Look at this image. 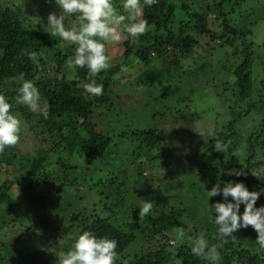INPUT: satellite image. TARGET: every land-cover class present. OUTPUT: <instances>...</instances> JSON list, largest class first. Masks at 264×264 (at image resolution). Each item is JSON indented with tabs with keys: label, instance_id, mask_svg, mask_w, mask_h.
Masks as SVG:
<instances>
[{
	"label": "trees",
	"instance_id": "1",
	"mask_svg": "<svg viewBox=\"0 0 264 264\" xmlns=\"http://www.w3.org/2000/svg\"><path fill=\"white\" fill-rule=\"evenodd\" d=\"M113 3L120 13L118 9L120 0H113ZM246 5V0H155L150 5H144L142 18L148 21L149 30L138 39L139 45L137 41L132 42L130 39L123 43L126 50L125 57L133 55L148 67L138 76L137 82L141 86H148L156 81L155 72L151 68L152 57L159 58L173 53L176 59L185 60L190 58L195 50H201V39L205 38L207 44L204 47L209 49V53L220 57L216 65L222 74V80H226L225 83L228 84L227 92L231 94L233 100V105L229 108L231 113L229 129L234 128L237 122L251 114L250 110L254 108V102L248 105L247 111L239 103L245 99L252 101L251 97L256 95L255 92L252 93L253 80L257 77L254 76V67L258 69V78H262L259 81L260 86L264 87V41L262 44H255L256 41H252L254 36L252 29L260 19L253 20L254 15H249ZM261 18L264 22V13ZM251 26L254 27L251 29ZM61 42L59 38L51 37L45 30L26 26L20 14L14 9L0 8V93L4 94L13 105L16 102V90L19 86L17 78L23 74L25 79L31 80L41 93L42 103H47L48 117L45 119L39 112L37 115L28 113L27 107L23 109L18 106L16 113L27 122L31 121L32 115L35 116L38 120L36 124L42 130L39 135L43 138L47 135L50 138L49 142H44L50 146L47 153L38 151L24 159L17 153V145L0 153V175H5L0 184V208L7 214L16 210L24 213L25 208L31 205L29 197L21 199L23 200L21 205L18 203L11 192L14 184H20L25 180L30 192H35L38 188L42 190L37 181L48 173L45 165L54 150L53 146L66 143L71 154L82 156L88 162L92 159H106L110 153L112 154L111 148L117 140L116 136L109 135L108 122L107 132H98L93 126L92 119L96 115L108 117L112 113L108 110L113 101L109 98L107 87L113 76L118 73L120 65L110 67L94 77L97 83L103 84V94L99 97H90L78 86L81 81L87 82L86 69H75L76 81L68 82L66 68L69 57L73 55V47L65 44L60 47ZM25 48L40 54L38 65L22 55V50ZM46 67L60 74L59 79H53L50 71L46 72L49 77L42 79L45 74L41 73V69ZM15 84H18L17 88L14 87ZM221 96L222 94L218 92L216 97L221 100L224 98ZM259 99H264V90ZM94 108H106L107 111L103 110L101 115L97 114ZM261 124L260 130L252 129V135L247 139L248 144L240 149L231 134L221 136L218 141L226 146L225 150L211 169L203 166L195 172L198 183L205 187L210 185V182L215 185L218 182L234 181L243 182L250 191L264 188V173L258 171L254 162L258 150L264 145V123ZM148 130L135 131L148 133L142 141H137L139 137H136L140 151L145 147L151 149L157 146L153 141L155 134H151L154 129L148 128ZM120 134L123 135V132ZM55 138L58 140L57 143L54 141ZM244 156L247 158L242 159ZM233 169L242 172L243 175L236 177L225 174ZM22 172L25 174L20 176ZM10 173H14L13 179H9ZM70 176V169L64 168L60 170L59 175L55 174L52 178L63 188L68 183L75 182L74 178L70 180ZM174 178L180 179L179 171ZM155 200L156 203H161L156 197ZM220 201L221 197L218 195L210 198L208 203L211 205ZM261 205H264V196L258 199L255 206ZM240 210L243 211V205ZM79 212L71 213V223L68 224L71 227H66L68 225L57 227L58 225L55 224H58V221L54 217V219H44L43 216L39 218L37 214L32 216L30 226L25 227L22 235H18L13 240L23 241L37 249L43 247L35 256L23 252L18 254V257L15 253H4L5 256L0 254V264H57L59 253L67 251L72 243L70 233L77 235L85 230L117 241L115 264H154L145 255H135L132 259L124 257L135 241V233L144 235L151 232L163 239H167V234L170 233L174 238L176 230L182 226L183 215L182 211L174 209H169L168 213L161 211L158 213L157 209H153L149 216L143 218L138 216L136 222L125 224L124 227L128 229L125 231L114 226L108 218H103L101 215L85 216V214L80 215ZM56 219L62 224L61 217L56 215ZM141 220L143 222L148 220L146 228L141 224ZM10 223V226L17 224L13 219ZM216 235L217 229L210 245H221V241L215 238ZM234 235L236 239L229 240L218 248L221 256L219 264H264V249L254 244L257 234L251 226L240 229ZM58 244H61L60 247ZM158 248L157 264L172 262V255L166 251L165 246ZM175 259L179 264H208L206 259L193 256L189 243L186 242L177 247Z\"/></svg>",
	"mask_w": 264,
	"mask_h": 264
},
{
	"label": "rangeland",
	"instance_id": "2",
	"mask_svg": "<svg viewBox=\"0 0 264 264\" xmlns=\"http://www.w3.org/2000/svg\"><path fill=\"white\" fill-rule=\"evenodd\" d=\"M246 3L249 15H254L252 19L257 21L260 19L255 27L251 26V29L254 27L252 31L255 36L252 41H256L255 44H262L264 22L261 15L264 13V0H246ZM5 7L17 11L26 26L46 32L44 26L47 24L48 15L50 13L58 15L60 11L53 0H0V8ZM118 9L122 14L121 6ZM74 19L75 17H68L65 21L66 26H70ZM128 39L122 36L118 43L107 45L111 67L119 65L121 67L107 87L109 98L113 101L108 110L112 113L108 117L96 115L92 119L93 126L98 132L106 133L108 122L109 135L116 136L117 139L111 148L112 154L110 153L106 159H92L87 162L82 156L71 154L66 143L53 146L54 150L45 165L48 173L37 181L42 190L38 188L35 192H30L25 180L20 184H14L12 188V195L20 205L26 197L30 198L31 205L25 208L26 212L16 210L10 212V216V213L2 212L0 208V254L5 256L4 253L9 252L15 253L18 257V254L23 252L26 255H37L43 246L37 249L23 241L13 240L22 235L25 227L30 226L32 216L36 214L39 218L42 216L44 219L55 218L58 221V224H55L57 227L71 223V213L80 211L79 214L85 216L98 214L126 231L128 229L124 227L125 224L138 220L140 199L154 202V209H157L158 213L159 211L168 213L169 209L182 211V226L179 228L185 231L184 243L190 244L188 238L199 235L201 231L206 234L209 244L211 243L216 226L207 211L205 191L214 185L210 182V185L204 187L198 183L195 172L203 166L211 169L219 160L223 152L215 151L213 145L221 136L231 134L240 149L248 144L247 139L252 135V129L262 128L264 99H259L264 90L259 82L262 78H258V69L254 67V76L257 77L253 80L252 93L255 92L256 95L251 97L252 101L245 99L239 102L245 111L252 102L255 103L254 108H251V114L243 120L240 119L234 128L229 129L231 119L229 108L233 105V100L231 94L227 92L228 84L225 83L226 80H222V74L216 65L220 57L209 53V49L204 47L207 44L205 38L201 39V50H195L193 55L185 60L176 59L173 53L159 58L152 57L151 68L155 72L156 81L148 86H141L137 82L138 76L148 67L133 55L124 56L126 50L123 43ZM63 44L61 42L59 46ZM139 44L137 40V45ZM124 68H127V71H124ZM48 71L51 72L53 79H59L60 74L49 70L48 67L41 69V73L45 74L42 79L49 77ZM66 71L68 82L74 83L75 70L67 67ZM17 86L18 84L14 85L15 88ZM218 92L222 94L223 99L219 100V97H216ZM18 106L23 109L27 107L15 102L11 109L22 121L20 138L16 144L17 153L24 159L38 151L47 153L50 146L44 142H49L50 138L47 135H44V138L39 135L42 130L36 124L38 120L35 116L32 115L31 121L28 122L19 116L16 113ZM103 110L107 111L106 108H94V111L101 115ZM27 111L35 115L38 113L28 108ZM148 128L154 129L151 134H155L153 141L157 146L151 149L145 147L140 151L136 137H139L137 141H142L148 133L135 131H149ZM54 141L58 142L56 138ZM246 158L247 156L242 157ZM254 162L258 171L264 173V145L258 150ZM64 168L70 169V180L74 178L75 182L68 183L62 188L52 176L59 175L60 170ZM178 171L180 179L176 180L174 177ZM24 174L22 172L20 176ZM8 176L9 179H13L14 173ZM4 178L5 175L1 174L0 184ZM155 197L161 201L160 204L156 203ZM56 215L61 217L62 224L56 219ZM11 219L17 224L10 226ZM147 222L148 220L144 222L141 220L145 228ZM74 235L75 233H70L71 237ZM167 237L163 239L151 232L144 235L135 233V241L124 257L132 259L135 255H145L157 264L156 250L160 246H165L166 251L172 255V262L169 264H179L175 259L179 243L175 245L171 243L173 238L170 233ZM60 245L58 244L59 247Z\"/></svg>",
	"mask_w": 264,
	"mask_h": 264
},
{
	"label": "clouds",
	"instance_id": "3",
	"mask_svg": "<svg viewBox=\"0 0 264 264\" xmlns=\"http://www.w3.org/2000/svg\"><path fill=\"white\" fill-rule=\"evenodd\" d=\"M154 2L155 0H143V3L142 0H120L123 9L120 14L113 0H53L60 11L58 15H48L44 28L51 37L59 38L65 46L73 47V55L69 57L67 67L73 71L78 68L87 70V82L81 81L78 85L86 95L99 97L103 94V84L97 83L94 77L111 67L107 45L118 43L122 36L135 42L144 35L149 30V24L142 18V8ZM68 17H75L70 26L65 23ZM22 55L27 56L32 63L39 64L41 56L36 51L25 48ZM123 70L127 71V68ZM17 79L19 86L16 90V103L27 106L33 112H39L47 119V103H42L39 89L31 80L25 79L23 74ZM11 109L8 98L0 93V153L18 143L22 130L21 119L14 115ZM213 147L215 151L222 153L226 146L216 141ZM225 174L236 177L243 175L234 169ZM205 193L207 211L217 229L215 238L221 241V245H210L206 234L201 231L199 235L188 238L193 256L206 259L208 264H219L221 256L218 248L223 243L236 239L234 234L249 226L257 234L254 244L264 249V205L255 206L258 199L264 196V188L250 191L243 182L228 181L218 182ZM218 195L221 201L209 205V199ZM140 200L139 217L152 214L154 202ZM71 239L69 249L59 253L57 264H115L116 240L97 236L87 230ZM184 240L185 231L178 228L171 243L182 244Z\"/></svg>",
	"mask_w": 264,
	"mask_h": 264
}]
</instances>
